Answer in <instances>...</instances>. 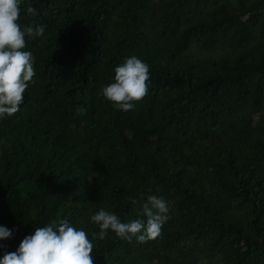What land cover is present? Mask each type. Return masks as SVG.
<instances>
[{"label": "trees", "instance_id": "obj_1", "mask_svg": "<svg viewBox=\"0 0 264 264\" xmlns=\"http://www.w3.org/2000/svg\"><path fill=\"white\" fill-rule=\"evenodd\" d=\"M36 76L0 119V256L53 220L98 231L100 208L170 219L146 241L109 231L94 264H264V0H24ZM149 93L123 112L101 93L130 56ZM133 200L136 203H133ZM146 219V217H143Z\"/></svg>", "mask_w": 264, "mask_h": 264}, {"label": "clouds", "instance_id": "obj_2", "mask_svg": "<svg viewBox=\"0 0 264 264\" xmlns=\"http://www.w3.org/2000/svg\"><path fill=\"white\" fill-rule=\"evenodd\" d=\"M23 5L24 0H0V119L13 116L25 102L26 89L36 76L34 55L25 50L26 38L42 37L45 32L43 25L19 22L22 12H36L34 7ZM150 84V65L133 55L115 68L113 82L105 85L101 94L116 109L128 112L149 93ZM170 211V202L155 194L143 202L140 218L129 221L100 208L90 217L99 229L91 233V238L69 219L53 220L26 235L15 251L0 256V264H94V238L103 239L111 231L129 241L134 237L141 242L154 239L170 219ZM12 236L13 229L0 224V240Z\"/></svg>", "mask_w": 264, "mask_h": 264}]
</instances>
